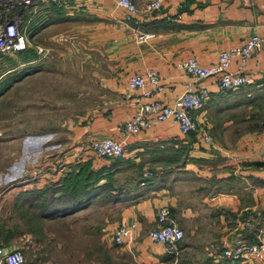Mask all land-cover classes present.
<instances>
[{
  "label": "crops",
  "instance_id": "0c3cea01",
  "mask_svg": "<svg viewBox=\"0 0 264 264\" xmlns=\"http://www.w3.org/2000/svg\"><path fill=\"white\" fill-rule=\"evenodd\" d=\"M133 1L137 24L126 20V10L114 0L37 1L10 12L21 17V32L27 42L37 43L43 58L52 51L70 65L69 74L57 68L32 75L54 84L62 75L75 77L68 87L84 109L66 127L29 138L24 133L13 155L10 147H0V190L14 192L8 196V215L0 216V244L9 247L17 235H30L25 247L37 246L33 234L43 231L46 219L64 228L84 226L88 234L95 227L108 240L120 224L135 222L131 240L116 243V264H241L220 253L244 228V216H255L253 226L243 230L245 240H258L264 229V0H165L150 15V0ZM140 32L149 38L140 41ZM254 34L262 38V49L245 68L251 84L220 90L212 78L198 82L208 89L203 105L192 113L199 132L182 133L168 118L128 136L121 156L99 157L89 148L95 136L122 138V125L138 103H171L187 85H197L177 66L179 61L195 57L201 65L214 64L221 50ZM237 66L234 58L230 69ZM149 70L158 74L162 92L149 85L152 96H145L143 89L128 86L130 76ZM1 131L0 143L11 142L4 140V125ZM83 169L99 174L90 201L67 213L45 215L39 191ZM165 204L183 230L176 259L148 235L157 224L156 211ZM85 246L91 250L90 242ZM56 248L74 247L59 241ZM26 262L45 264L38 257ZM254 264H264V258Z\"/></svg>",
  "mask_w": 264,
  "mask_h": 264
},
{
  "label": "built area",
  "instance_id": "2783aa9c",
  "mask_svg": "<svg viewBox=\"0 0 264 264\" xmlns=\"http://www.w3.org/2000/svg\"><path fill=\"white\" fill-rule=\"evenodd\" d=\"M37 1L49 2L60 5L66 0H0V54L16 52L25 48L27 38L21 32V17L10 16V12L16 5H31ZM116 6L126 10V20L137 24L135 18L138 12L133 0H114ZM165 0H150L146 6V12L150 15L161 9ZM140 41L149 38L150 34L140 32ZM262 49V38L254 34L239 45L231 46L218 53L217 60L211 65H201L195 57H188L177 63V66L190 75L197 85H187L185 91L178 95L173 102L166 103L160 99H153L148 102L138 103L132 117L122 125L124 136L120 139L113 136H95L89 140V148L99 157L121 156L125 152L127 137L147 129L157 122L172 118L182 133L200 131V128L193 117V110L200 108L208 96V89L198 82L212 78L220 90H234L253 82L252 77L245 71L250 57ZM41 52V49L38 48ZM238 58L236 70L230 69V63ZM152 86L154 92L163 91L158 74L149 70L145 75L134 74L128 79V86L131 89H143L145 96H152L147 86ZM203 137L210 141L211 137L201 131ZM264 161V146L261 152ZM156 226L148 231L153 241L164 244L167 253L174 259L179 252L178 243L183 237V230L177 225L169 205H162L156 211ZM255 216L248 214L242 220V226L246 229L253 226ZM135 222L120 224L113 232L112 237L115 243L128 242L133 236ZM237 231V237L227 244L221 251L220 256L237 261L241 264H254L257 259L264 258V229L261 230L258 240L247 241L244 239L243 230ZM0 264H28L21 250L9 248L0 244Z\"/></svg>",
  "mask_w": 264,
  "mask_h": 264
},
{
  "label": "rangeland",
  "instance_id": "374dc122",
  "mask_svg": "<svg viewBox=\"0 0 264 264\" xmlns=\"http://www.w3.org/2000/svg\"><path fill=\"white\" fill-rule=\"evenodd\" d=\"M48 53L49 55L43 58L42 53L38 51L37 43L30 41L26 43L24 49L0 56V117L2 119L0 126L4 125L6 130L8 129L7 132L5 131L4 140L11 139V142L0 143V147L4 148V145L10 147L11 155L14 154L24 133L28 132L29 138L34 137L30 136V133L50 128L61 129L68 125L75 114L84 109V106L77 104L76 91L68 87L70 80L73 81L75 77L62 75L58 84H54L44 80L43 77L38 78L32 75L37 70L57 68H62L69 74L68 61L63 60L62 63L61 59L51 55L52 51ZM9 132L10 134L7 135ZM1 133L2 137L4 132L1 131ZM10 193L14 192L7 189L0 190V216L8 215L6 211L10 207L7 203ZM4 220L6 223L20 221L7 218ZM45 221L47 222L43 231L33 234L38 241L37 246L25 247L26 241L33 239L30 235H17L13 245L8 246L21 250L26 261L38 257L41 262L45 261V264H73L74 262L81 264L84 259L86 264H116L119 259L112 235H109L108 240L105 233L98 231L95 227L88 234V229L84 226L75 224L64 228L58 222L49 223L48 219ZM96 221L92 218V223ZM5 225L8 227L9 224ZM1 235L6 236L5 232H1ZM59 241L70 243L74 248L59 250L56 248V242ZM88 242L91 246L89 251L85 248ZM30 251L33 257L32 254L30 257Z\"/></svg>",
  "mask_w": 264,
  "mask_h": 264
},
{
  "label": "trees",
  "instance_id": "16d2710c",
  "mask_svg": "<svg viewBox=\"0 0 264 264\" xmlns=\"http://www.w3.org/2000/svg\"><path fill=\"white\" fill-rule=\"evenodd\" d=\"M98 178V173H91V171H85L84 173L83 169L73 175L65 177L60 185L55 186L50 184L43 188L39 192L43 196L40 204L45 215L50 216L58 213H67L89 202L96 188H98V186L94 185V182ZM169 255L172 257L171 254Z\"/></svg>",
  "mask_w": 264,
  "mask_h": 264
}]
</instances>
